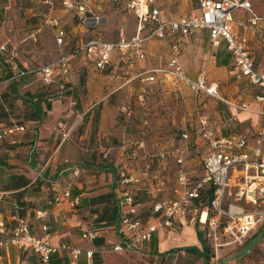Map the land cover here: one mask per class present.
Returning a JSON list of instances; mask_svg holds the SVG:
<instances>
[{
  "label": "crops",
  "instance_id": "1",
  "mask_svg": "<svg viewBox=\"0 0 264 264\" xmlns=\"http://www.w3.org/2000/svg\"><path fill=\"white\" fill-rule=\"evenodd\" d=\"M185 1L193 7L188 13L199 12L194 0ZM252 3L254 12L262 21L246 36L255 67L264 72V46L260 39L264 33V6L253 0ZM45 5L50 6L48 0ZM113 8L118 7L108 2L100 3L98 15L106 25L92 32L82 27L71 12L61 8L62 19L71 22L69 30L64 26L68 23L62 25V19L58 21L49 14L44 15L48 17L45 18L47 25H37L34 30L27 31L26 39L16 42L7 32L1 35L0 46L5 45L7 51L0 53V224L10 232L18 225L19 219H24L31 233L38 238H47L52 247L68 245L83 251L72 263L68 253L58 250L50 256L47 264H173L186 252L187 256H197L186 248H198L194 228L196 226L200 233L202 230L187 219H177L172 228L158 230L149 243L133 251H111L114 244L124 242L118 227L122 186L117 183L116 168L119 166L128 175L137 177L146 165L142 158L146 153L153 156L151 173L165 178L171 186L178 171L175 158L181 156L184 170L194 178L199 177L208 147L195 133L196 108L209 120L218 138L237 140L246 136L248 145L252 146L264 126V119L258 115L264 109V102L257 99L258 89L245 79L234 80L231 73L233 63L225 43L221 42L211 51L206 30L179 38L182 47L179 60L185 75L191 79L205 71L207 83L216 86L219 98L201 94L195 99L184 83L163 80L160 75H156L152 83L143 82L150 76V70L169 58L168 45L156 38L145 42V60L128 62L131 60L121 58L113 51L103 72L96 69L94 58H87L83 53L75 55L67 78L76 101L73 109L66 98L49 101L48 90L43 87L38 74L16 77L19 71L56 61L69 53L72 46H81L91 39L93 34L105 42H114L119 31L114 40L104 39L101 32L102 29L104 33L109 30L107 22L112 17L110 11ZM126 14L135 19L132 14ZM182 15L162 14V17L174 19ZM235 16L245 18L247 14L240 11ZM54 20L59 22L57 27L53 26ZM122 26L127 37L134 35L136 23L130 32ZM59 30L66 34L62 47L56 44ZM234 31L240 32L236 27ZM12 49L15 56L10 58ZM17 58L19 62H16ZM233 84H243L252 91L245 98H234ZM140 96H143V105L139 102ZM223 101L246 103L248 110L231 108ZM140 107L146 110V117L139 112ZM58 123L67 131V139L62 138ZM142 123L147 125L146 129ZM169 123L179 132L170 133ZM20 127L23 131L18 130ZM10 129H13L11 134L3 135ZM184 132L189 136L187 141L180 138ZM141 142L143 150L136 148ZM133 153L137 157L132 158ZM160 154L165 158L160 159ZM66 186L70 188L71 198H78L79 205L74 208L65 206L63 211L51 207L52 194ZM134 195L136 201L148 205L143 191ZM148 211L139 210V217H146ZM38 213L44 216L40 218ZM43 226L47 231L42 230ZM96 229L101 230L96 239L81 238L82 231ZM5 239L7 233L0 234V241ZM89 250L93 251L91 258L84 254ZM176 253L179 256L174 257ZM0 258V264H22V261L41 264L35 254L10 244L0 248Z\"/></svg>",
  "mask_w": 264,
  "mask_h": 264
},
{
  "label": "built area",
  "instance_id": "2",
  "mask_svg": "<svg viewBox=\"0 0 264 264\" xmlns=\"http://www.w3.org/2000/svg\"><path fill=\"white\" fill-rule=\"evenodd\" d=\"M102 2L116 5L135 17L136 28L133 36L127 37L121 29L114 42L88 39L81 46H72L69 53L61 55L56 61L28 71H19L16 77L38 74L43 87L48 90V100L66 98L73 109L76 101L72 97V87L67 78L71 74V59L75 55L83 53L87 58H94L96 69L103 72L109 65L113 51L126 60H145L144 44L156 38L168 45L169 58L161 66L150 70V76L144 78L143 82L152 83L156 80V75H160L163 80L184 83L195 99L201 94L219 98L216 86L207 83L205 71L196 79H191L185 75L179 60L182 49L179 38L189 36L197 30H206L211 51L219 47L221 42L225 43L233 63L231 73L234 80L245 79L258 89L257 99L264 102V72L256 69L246 36L262 21L254 12L252 0H194L198 13H188L174 19L162 17L159 0H60V5L66 12H71L82 27L92 32L104 26L103 18L98 15ZM240 11L247 16L237 18L235 14ZM52 23L55 27L59 25L57 20ZM235 27L240 32H235ZM65 38V32L59 30L56 44L64 45ZM260 39L264 46V33L260 35ZM6 51V46L1 45L0 53ZM9 56H15L14 49ZM139 102L143 105V96H140ZM223 102L237 110H248L246 103ZM196 113L198 120L195 133L208 147V154L201 162L199 177L194 178L184 170L181 156L175 158L178 171L171 186L165 178L151 173L153 156L146 153L142 156L146 165L139 176L128 175L119 166L116 168L117 183L122 186L119 191L118 227L123 233L124 242L114 244L111 251H133L149 243L158 230L172 228L177 219H187L190 224L201 228L206 245L217 254L223 246L241 244L259 225H264V126L257 133L254 145L250 146L246 136L237 140L218 138L210 127L209 120L199 113L198 108ZM258 115L264 119V109ZM57 129L63 139L68 138L61 123L57 124ZM18 130L23 131V128ZM12 132L13 129H10L3 135ZM180 138L187 141L189 136L184 132L180 134ZM136 148L142 149L143 143L137 144ZM131 156L137 157L135 153ZM159 158L164 159L165 155L160 154ZM141 191L148 199L147 206L135 200L134 193ZM49 205L63 211L65 206H78L79 200L71 198L70 188L66 186L60 192L52 194ZM139 210L149 211L146 217L141 218ZM37 216L42 218L44 214L38 213ZM42 230L45 232L47 228L43 226ZM100 232L98 229L84 230L81 238L94 240ZM6 233L7 239L0 241V248L7 244L16 246L35 254L41 264H47L50 256L58 250L68 253L72 263L83 253L81 249L68 245L52 247L47 238L33 235L24 219H19L18 225L10 232L0 224V234ZM84 254L91 258L93 251H84ZM173 256L177 257L178 253ZM22 264L27 263L22 261Z\"/></svg>",
  "mask_w": 264,
  "mask_h": 264
},
{
  "label": "rangeland",
  "instance_id": "3",
  "mask_svg": "<svg viewBox=\"0 0 264 264\" xmlns=\"http://www.w3.org/2000/svg\"><path fill=\"white\" fill-rule=\"evenodd\" d=\"M253 1L258 3L259 5L264 6V0ZM45 2H47V0H0V39L1 35H3L4 32L10 34L12 41L14 40L18 42L20 40L26 39L27 31L34 30L35 26L37 25H47L45 23V18L48 17H45L44 15H51L59 19L58 21H60L63 14L60 6V0H48L50 6L45 5ZM158 5L160 9L163 8L162 14H166L169 16L186 14L193 8L189 4V2H186L185 0H159ZM110 12L112 17H110L107 22L109 23L110 27L109 30L107 29L105 33L103 32V29L101 30V32L103 33L102 37L104 39L114 40L116 38L117 32L122 29V25L126 28L127 32L133 31L136 22L133 17L126 14L128 12L125 13V11H123L119 7L113 8ZM67 17H69V15ZM62 20L63 21H60L62 25L63 23H68V20H66L65 18ZM105 25L106 24H104V26ZM64 26L67 30H69L71 27V22H69L68 25L64 24ZM88 36L90 35H87V37ZM96 36V34H93L92 36H90V38L98 39ZM68 38L69 43L72 44L70 40L71 38L67 36V39ZM30 43L36 45V43H33V41H30ZM52 43L54 44L53 40ZM58 46L62 47L63 45ZM41 48H44V46H41ZM16 49H18V47H16ZM204 52L205 54H208V50H205ZM16 62H19V58L16 59ZM128 62H134V60ZM233 86H235V89H233L234 98L238 96H242V98H245L252 91L249 87L243 84H233ZM132 103L133 102H130L129 105H132ZM139 112L143 117H146V110L144 108L140 107ZM160 116H162V114H160ZM168 125L171 128L169 129L171 130L170 133L179 132V129L174 128L172 123H169ZM142 126L144 129L147 128V125L145 123H142ZM194 229L198 237L196 246H198V248L202 250L199 242L203 240L205 246L208 248L207 264H264V225H259L254 231L251 232L250 236L246 237V239L242 241L241 244L231 243L223 246L218 250L217 254H215L209 248V246L206 245L203 237V232L200 233L196 226ZM225 241L229 242L230 239H225ZM177 258L178 259L173 264H204V259L199 258L198 255L187 256V252L184 256L182 255ZM216 258H218V260H216Z\"/></svg>",
  "mask_w": 264,
  "mask_h": 264
},
{
  "label": "trees",
  "instance_id": "4",
  "mask_svg": "<svg viewBox=\"0 0 264 264\" xmlns=\"http://www.w3.org/2000/svg\"><path fill=\"white\" fill-rule=\"evenodd\" d=\"M200 245L202 247V250H199L197 247H189L186 248L189 253H194L199 256V258L204 259V264H207L208 262V248L205 246L203 240L200 241Z\"/></svg>",
  "mask_w": 264,
  "mask_h": 264
}]
</instances>
